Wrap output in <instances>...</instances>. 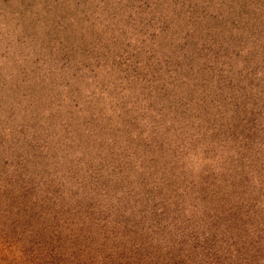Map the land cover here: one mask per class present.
<instances>
[{"label":"rangeland","instance_id":"rangeland-1","mask_svg":"<svg viewBox=\"0 0 264 264\" xmlns=\"http://www.w3.org/2000/svg\"><path fill=\"white\" fill-rule=\"evenodd\" d=\"M0 264H264V0H0Z\"/></svg>","mask_w":264,"mask_h":264}]
</instances>
